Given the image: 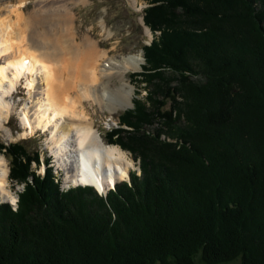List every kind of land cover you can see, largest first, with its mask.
Returning <instances> with one entry per match:
<instances>
[{"label": "trees", "instance_id": "1", "mask_svg": "<svg viewBox=\"0 0 264 264\" xmlns=\"http://www.w3.org/2000/svg\"><path fill=\"white\" fill-rule=\"evenodd\" d=\"M146 1L131 76L152 90L105 133L140 174L63 193L42 152L0 144L24 184L0 264H264V0Z\"/></svg>", "mask_w": 264, "mask_h": 264}, {"label": "bare ground", "instance_id": "2", "mask_svg": "<svg viewBox=\"0 0 264 264\" xmlns=\"http://www.w3.org/2000/svg\"><path fill=\"white\" fill-rule=\"evenodd\" d=\"M31 1L0 0V136L14 139L7 125L24 78L29 100L21 121L30 132L21 136L49 133L66 184L106 195L129 176L132 163L119 147L104 144L85 103L93 100L111 112L132 107L135 90L128 75L142 70L143 55L106 60L100 41L79 36L74 9L90 0H36L30 9ZM147 33L151 37L148 28ZM71 157L68 169L64 162ZM9 172L0 155V198L6 202L15 201Z\"/></svg>", "mask_w": 264, "mask_h": 264}, {"label": "rangeland", "instance_id": "3", "mask_svg": "<svg viewBox=\"0 0 264 264\" xmlns=\"http://www.w3.org/2000/svg\"><path fill=\"white\" fill-rule=\"evenodd\" d=\"M35 1L36 0L31 1L29 5L30 9L33 7V3ZM136 1L137 2L135 3L134 0H90L87 5H78V7L74 9V12L77 17L76 24L79 36L83 38V36L90 35L93 39L100 41L102 51H105L109 55V57H106V60H109L108 58H115L118 61L122 57L138 54H142L144 58L143 48L147 43L149 44L151 42L150 36L147 33V27L143 21L144 14H142V11L148 7V1ZM152 35L153 34H151V36ZM145 64L144 58L143 66ZM142 71L143 68L139 72H131L128 75L129 81L134 86L135 90L132 107L125 110L120 109L119 111L111 112L110 110L104 109L103 107L97 105V103L93 102V100H89L85 103L86 111L89 113L91 120L94 122L95 129L100 133L104 144L108 145L105 140V133L109 132L112 128H117L119 126V116L123 115L125 111L133 109L134 102L143 101L144 103L147 100V96L152 88L150 86H146V84L142 83L141 80L139 81L134 76H131ZM15 100L17 101L18 106H16L13 110L10 123L7 125L14 135V139L9 141L6 140V138L4 139V135L0 136V144L8 146L18 142L20 144H25L32 152H42V158L44 159V157H47L49 159V166L54 169L57 179H59L61 182V192L64 193L71 188H76L75 185H72L71 183L66 184V171L57 166V159L49 147L51 139V135L49 133L38 131L36 133L34 132L33 134L28 133L26 136H21V134L25 131L30 132V129L24 127L21 121V112L26 107V102L29 100V95L26 92H22L18 98L16 97ZM167 104L171 105L170 101H168ZM169 105L167 106L168 109H170ZM108 146L116 147V145ZM124 152L132 163L130 173L137 172L140 174L139 161H135L130 153L126 151ZM0 155L5 157L10 169V159L1 151ZM71 161H73L72 157L69 159L67 158V161L64 162V167L68 162L67 168L70 169ZM33 168L34 170L39 169L35 164H33ZM37 173L43 174V165ZM129 176L120 182L128 181ZM8 181V187L11 189L14 197H17L18 194L24 190V184L19 185L11 179ZM120 182L118 181L117 183ZM3 202L6 203V201ZM197 261L198 264H202L200 263L199 259H197ZM231 264H240V262L236 261Z\"/></svg>", "mask_w": 264, "mask_h": 264}]
</instances>
